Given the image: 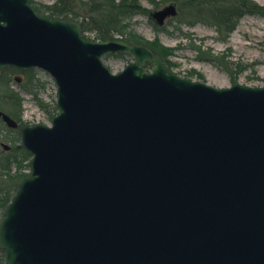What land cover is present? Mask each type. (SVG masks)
<instances>
[{"label":"water","instance_id":"obj_1","mask_svg":"<svg viewBox=\"0 0 264 264\" xmlns=\"http://www.w3.org/2000/svg\"><path fill=\"white\" fill-rule=\"evenodd\" d=\"M173 6L150 15L162 25ZM115 52L133 56L119 72ZM8 67L48 71L58 112L19 125L0 109L32 156L0 222L4 264H264V85L181 76L29 0H0Z\"/></svg>","mask_w":264,"mask_h":264},{"label":"rangeland","instance_id":"obj_2","mask_svg":"<svg viewBox=\"0 0 264 264\" xmlns=\"http://www.w3.org/2000/svg\"><path fill=\"white\" fill-rule=\"evenodd\" d=\"M31 1L34 8L63 6L62 0ZM119 1L122 0H111V3L108 0H74L72 6L76 14H69L68 19L86 24L84 34L90 39L99 38V31L93 26L98 24L99 17L115 13V6ZM124 1H133L142 9L120 15L119 20L125 25L120 26L123 35L119 31H112L110 33L113 37L108 39L126 40L127 36L133 33L149 41L157 38L172 52L167 56V60L175 73L216 87H228L236 82L251 86L264 85V13L249 9L250 12H245L238 18L235 27L226 34L211 25V21L205 19L204 14L210 8L218 10L231 7V0H192L191 3L184 0L187 3L183 4L176 0ZM248 1L264 6V0ZM168 6L176 9V15L167 18L161 26L155 25L149 17V12ZM118 28L116 27L117 30ZM132 59L130 54L124 52L104 56L105 65L114 72L123 69ZM151 66L150 62L146 63L147 69ZM15 76H21L22 82H16ZM57 89L55 79L41 68H31L27 71L14 67L4 69L0 75V109L11 114L16 120L19 119L22 124H50L52 117L57 113ZM13 92L20 94L21 104L11 98ZM0 127V157L5 154L9 158L10 167L4 169L7 173L0 175V186L6 187L10 184L8 174L13 175L15 172L11 160L24 157L15 149L21 140L18 130L8 128L2 120ZM2 142L9 144L11 148L5 150ZM27 163L25 160L23 166ZM23 170L26 173L30 171L27 167Z\"/></svg>","mask_w":264,"mask_h":264},{"label":"trees","instance_id":"obj_3","mask_svg":"<svg viewBox=\"0 0 264 264\" xmlns=\"http://www.w3.org/2000/svg\"><path fill=\"white\" fill-rule=\"evenodd\" d=\"M62 1H63V6L61 7L46 6L44 9H41L38 7H36L35 9L41 15L47 14V16L57 17V18H62V19L68 18L69 14H74V13L76 14V11L74 10L72 6L74 1H71V0H62ZM108 1H110L111 3V0H108ZM176 1H178L180 4L192 2V0H186L187 2L184 0H176ZM231 2L232 3L229 4V5H232L231 7L221 8L218 10L214 8H210L209 11H207V13L204 14L205 19L211 21L210 22L211 25L215 26L216 29L221 33L222 32H225L226 34L230 33V31L236 25V20L240 18L243 14H245V12H250L249 9H253L255 12L264 13V6H259L258 4L251 3L248 0H235V1L231 0ZM155 5H157V3ZM113 6L115 5L113 4ZM115 9L117 10L115 13H111L107 15L105 14V16L103 15L102 18L99 17L98 24L95 25L93 22H91L92 25H95L93 27L98 29L99 31L98 36H99V39L101 40H107L108 38H112L113 35L110 33L112 31L113 32L119 31L123 35V30L120 29V26L125 27V25L121 24V21L119 20V16L120 15L122 16L127 13H134V12L140 11L142 8H138L137 4L133 1L125 2L124 0H122L116 4ZM69 12H72V13H69ZM112 14H116V15H112ZM116 27L117 28L119 27L118 30L116 29ZM86 28H87L86 24H83V31H85ZM126 40L129 42L144 43V44L151 46L153 49H155L159 53V55L162 57L165 64L168 67H171L169 61L167 60V56H169L172 52L169 51V48L163 46L159 39L156 38L154 40L149 41V40H145L144 37L135 35L133 33L127 36ZM19 95L20 94L18 92H13L11 94V98L17 104H21V100H22L20 99ZM15 149L16 151L22 154L24 159L11 160V165L12 163H14L15 172L13 175L8 174L10 184L6 187L0 186V215H1V218H2V212H3L5 205L10 200L11 196L17 189L18 180L21 177L27 175V173L24 172L23 168L27 167L29 169L31 167V164H30L31 157L28 154V152L24 149V147L19 144L15 147ZM7 155L9 156V154ZM25 160L28 161V163L25 166H23V162ZM7 167H9V158L5 156V154H2V156L0 157V168H3V169H0V175L3 173H7L4 170ZM2 262H3V255L0 251V263Z\"/></svg>","mask_w":264,"mask_h":264}]
</instances>
